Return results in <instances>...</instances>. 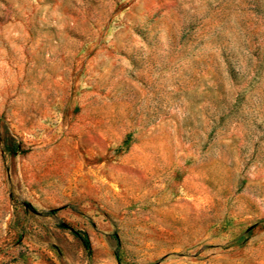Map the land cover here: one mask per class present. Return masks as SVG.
Returning a JSON list of instances; mask_svg holds the SVG:
<instances>
[{"label":"rangeland","instance_id":"rangeland-1","mask_svg":"<svg viewBox=\"0 0 264 264\" xmlns=\"http://www.w3.org/2000/svg\"><path fill=\"white\" fill-rule=\"evenodd\" d=\"M0 264H264V0H0Z\"/></svg>","mask_w":264,"mask_h":264}]
</instances>
